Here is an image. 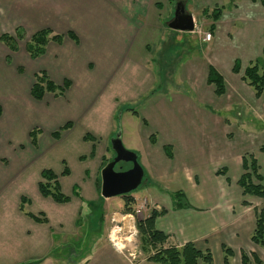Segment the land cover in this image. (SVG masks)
Wrapping results in <instances>:
<instances>
[{
  "label": "rangeland",
  "instance_id": "obj_1",
  "mask_svg": "<svg viewBox=\"0 0 264 264\" xmlns=\"http://www.w3.org/2000/svg\"><path fill=\"white\" fill-rule=\"evenodd\" d=\"M17 3L25 5L26 0H0V35L9 34L16 36L18 33L24 35L22 39H17L19 50L15 52L11 51L5 44L0 42V97H4L5 99H8L10 88L14 89L15 86L14 83H8L12 70L15 73L19 72V76L23 75L24 83L29 85V82H27L29 67L23 62L25 68L20 72V67L17 68V61L22 62L21 56L26 57L28 54L25 49V43L31 36L30 34L33 29L28 25L26 27L24 26L27 19L23 15H14L12 13ZM184 3L186 10L197 18L195 22L196 27L193 32H178V38L182 37V33H185L184 39L188 37L186 39L188 43H185V47L183 48H180V46L184 42L179 41V48L182 49L181 52L177 53L178 48L174 47L172 44L163 49L166 50V52L160 63V77L165 78L166 76H171L174 81L173 87L165 84V86L163 85V90L167 89L168 92H178V94H180L181 91L188 92V94H182L181 97L173 96L175 98H172L171 96L172 99L169 98L173 104H176L174 101H178V105H181L180 102L185 106L187 105L188 110L184 111L187 113L188 119L192 116L199 121L200 117H206L210 119V124L204 126L200 124L194 126L192 124L180 134L175 131L161 132L157 127V146L155 147V153L157 152V175L152 173V169L147 165V157L144 153L146 148L142 147L143 145H141V147L138 145L134 147V150L138 152L136 153L134 151L138 156V163H140L144 171V181L147 180L146 178L152 179L157 176V193L160 195L159 207L157 208L158 211L164 209L167 211L171 206L175 207L178 201L176 192H181V202L187 201L189 205L190 203L198 204L200 194H202L203 197L212 186L217 187L220 184L217 182V177L214 176L216 174L210 173L205 179H196V182L193 181L194 179L192 178L191 181L196 184V186H190V184L186 182L187 169H195L193 176L196 177L198 175L196 169L201 171L203 167L208 165L210 168L218 164L220 165V162L225 156H233L236 152L242 150V148H244V152H241V154L252 155L251 153H254V155L257 156L256 152H260L259 148L261 146L258 147V145L264 142V88L261 96L256 98L252 86L248 85V83L242 79L244 69L248 65H253L256 61L261 72L264 71L263 7L258 1L252 2L250 0H184ZM174 4L172 2L170 3L171 13L162 16L163 19H161V21L164 22L165 26L173 17ZM18 8L19 11H25V7L22 5H18ZM216 8L221 10L220 19L214 23V33L217 38L215 40L210 38L207 42L202 39L203 34L198 31L209 32V25L213 20L211 15H202V11L207 9L210 12ZM19 25L23 26L25 29ZM165 26L164 29H167ZM197 38L200 39V41H206V43H203L205 51L200 49V44L196 41ZM208 46L211 47L210 50L207 48ZM192 48H194V55H191L187 61H184L185 56H187L186 51H191ZM168 55H170L171 58L167 66L166 62H168V59H166V56ZM231 58L232 63H229V59ZM40 59L41 63H44L46 60L43 57ZM234 59L240 64L238 73L231 71ZM219 60H224L225 63ZM206 63H211L212 67L222 75L225 85L224 95L216 96L213 92V86H209L204 80V74L205 78L208 74V65ZM148 66H150V63H148ZM182 75L193 78L192 83L191 79H189V83L187 84L185 82L186 80H183ZM175 87L179 88V90H176ZM106 91L105 84L96 83L90 85L77 83L71 88L70 94L66 97L65 102H56L58 99L53 100L51 98L46 105L44 104L46 110L30 105L29 108L31 110L28 114L12 110L9 115L11 107L9 101L6 100V104L3 105V113L0 116V139L2 137L3 140L2 142L0 141V144H3V146H0V154L3 155L0 159V170L1 167L7 170L15 168L17 167L15 163L21 165L32 157L33 158L26 165H30V168L26 169L27 172H32L36 169L39 171L48 166L54 170L59 167L63 168L65 164L72 170L69 176L63 177L61 180L65 189L67 184L70 183V189H68L67 192V189H63L69 194L68 202L57 203L50 197H41L37 189H35V191L33 190L31 180L28 182L18 178L15 182V189L12 191V193L18 191L25 198H28L29 201L25 204V210L27 211V208L32 207L31 210L28 211L31 214L34 211L38 212L37 210L42 208L40 206H43V213L48 219L46 218L44 221H35L36 223L32 224V229L34 231L38 226L43 227L47 230L50 241L51 231H58V234L53 238V244L51 243L47 249L49 250V257L41 264H125V262L127 264H158L155 261L147 259L153 251L150 248H142L140 235L136 226L138 219L141 220L147 217L152 211L151 204L154 205L153 203L148 204L147 202L144 211L141 212L139 216L136 215V209L139 208L140 205L143 204V200H145L141 198L137 199L139 195H143V183L127 194L135 200L128 212H126L127 209L124 206L123 196L125 195L104 198L100 195V189L97 188V196L100 195V197H98L99 200H97L99 201L97 205L101 204L102 200L109 199L106 203L107 214L108 218H110L111 214H114L115 221L112 222V225H110L108 221L103 222V220L98 218L101 213L100 210L95 211L94 214L81 212L83 218L78 224L75 223L74 225V223H72V227H76V229L72 232L66 231L65 234H63V229L59 230V227L55 225L59 224L61 227L65 226L64 229L67 230V224L63 223L64 221L62 220L59 223L55 220V224L53 222L54 218L51 214L53 205L55 207L61 205L67 211L74 210V208L79 205L88 206L92 201L90 200L91 196L87 192L88 178H82L80 174V166L83 164L80 163L81 160H78V157L83 155L85 157L84 159L88 160L87 162L91 160L90 165L92 167H97V176L100 178L101 182L100 170L103 164L99 159V154L104 152L103 156L106 158H109V156L113 154L112 149H109V146H111V138L108 143L105 142L106 134L104 132L106 125L103 121L104 117L101 115V112H95L96 109L100 110L105 108L107 95H105L104 92ZM109 91L111 90L109 89L108 92ZM54 101L56 102L55 104H53ZM33 102L35 105H41L37 103H41L42 101L35 102L33 100ZM141 102L142 101L129 102L128 104L121 103L117 106V111L113 120L116 126L115 134L117 131L121 132V122L128 116L132 118L135 125H140V121L132 117L134 114L128 111L127 107L132 106L141 110L145 107L144 105H140ZM90 103L94 104L93 110L84 116L80 115V105L86 107ZM203 107L208 109L211 115L207 112H203L201 110L204 109ZM224 110L229 112L226 113ZM121 113L122 117H119ZM29 114L31 115L28 118L27 115ZM221 118L225 119L226 125L223 124L222 121L220 122ZM91 125L99 130V134H104V137H94L95 134L92 135L90 133L91 130L89 128ZM28 128L34 129L35 131V144L26 143L27 133L24 134L23 132ZM1 129H3L4 132H1ZM59 129L63 130L60 136L58 132L55 131ZM87 130L90 132H87ZM53 131L57 132V139L53 137ZM66 131H68L65 137L66 139L64 138V140H62L63 133ZM225 132L227 139L224 138ZM137 133H139L138 130ZM84 134L87 136L85 141L96 142V147L93 145L94 147L92 149L91 143L89 144L88 142H83V144L79 143L78 138ZM3 136H5V138H3ZM42 140H44V147L46 148L44 150L40 149ZM178 141H180L181 144H177ZM165 142L177 144L176 150L174 146L172 151L175 153L172 159H169V157L165 155V150L169 152V150H164L163 148ZM46 151H48V153H46ZM87 151L89 154H86ZM98 151L101 152L98 153ZM180 151L183 152L184 155L179 153ZM76 154L77 157L75 158ZM90 154H92L91 157L88 156ZM260 156L261 154H259V157ZM259 160L260 165L263 166L261 158ZM94 161L96 162L93 163ZM26 170L23 172H26ZM6 178L13 179V177ZM81 179H85L82 181L83 185L79 183ZM70 191L72 195H70ZM9 203H14V199H10ZM255 203V199H251V204ZM262 205H264V203ZM262 205H259L257 208H260ZM132 215L135 216V234L130 236L128 234L129 229H127L126 226L128 225L127 219ZM85 218H88V221ZM114 227H118L119 229H114ZM93 228H97L94 233H92ZM107 229L108 235L106 234ZM113 235H116V237L113 238ZM126 237L130 239L131 242H129ZM59 238H62L61 241L58 240ZM116 241L122 243V247L117 248L115 245ZM164 246L170 245L165 243ZM51 247L52 249H50ZM211 253L213 255L214 264H223V255L222 252L218 250L217 246L212 248ZM85 256H88L87 259H82ZM32 261L34 260L17 261V263L12 262L11 264H27L26 262L31 264ZM233 262L234 260L231 258V264H233ZM237 264H239L238 255Z\"/></svg>",
  "mask_w": 264,
  "mask_h": 264
},
{
  "label": "crops",
  "instance_id": "obj_2",
  "mask_svg": "<svg viewBox=\"0 0 264 264\" xmlns=\"http://www.w3.org/2000/svg\"><path fill=\"white\" fill-rule=\"evenodd\" d=\"M171 2L173 3L174 1L26 0L25 5L17 3L12 13L14 15H23L27 19L24 26L26 27L28 25L33 29L30 35L41 29H49L51 31V36H61V42L57 43L53 40H49L45 46L44 53L35 59H32L27 53L26 57L21 56L22 62L17 61V68L20 67L19 71L22 72L25 68L23 62L27 64L29 67L27 72V82H29V85L24 83L23 75L19 76V72L15 73L13 70L11 71L12 73H10L8 83H14L15 86L14 89L10 88L8 99L0 97L1 114L3 113V105L6 104V100H8L11 105L9 115L12 110L28 114L31 110L29 108L30 105L46 110L45 105L51 98L53 100L58 99L56 102H65L66 97L70 94L71 88L77 83L90 85L96 83L105 84L107 89V91L104 92V94L107 95L105 108L95 110V112H101V115L104 117L103 121L106 125L104 132L106 134L105 142L108 143L109 139L115 135L116 126L113 120L115 118L117 106L121 103L128 104L129 102L142 101L140 105H144L145 107L141 110L132 106L127 107V110L134 114L132 117L140 121V125H135L132 118L129 116L125 118V120H122V125H120L121 140L124 147L136 153L138 152L134 150V147L136 145L139 147L143 145L142 147L146 148L144 153L148 159H146L147 165L152 169V173L157 175V152L155 153L158 134L157 127L161 132L175 131L180 134L185 131L189 125L193 124L195 126L200 124L204 126L210 124V119L206 117H200L199 121L192 116L188 119L187 113L184 111L188 110V107L182 102H180L181 105L177 104L178 101H174L176 104L171 103L170 99L177 96L181 97L184 93L188 94L187 91H181V93L178 94V92H168L167 89L163 90L165 84L173 87L174 82L171 76H166L165 78L160 77V63L166 52V50L163 49L172 44L174 47L178 48L177 53H179L182 50L180 48L185 47V43H188L186 40L188 37L184 39L185 33H182V37L178 38V32L181 31L168 28L165 26L164 22L161 21V19H163L162 16L171 13ZM18 5L25 7V11H19ZM188 13L190 12L188 11ZM209 13L207 9L202 11V15H209ZM193 19L196 22L197 18H195V16H193ZM164 26L167 29H164ZM21 27L24 28L23 26ZM214 32L215 27L211 31V39L213 38L215 40L217 37ZM179 41L184 42L180 48ZM196 41L200 44V49L205 51L203 43H206V41H200L198 38ZM207 48L209 50L211 49L209 46ZM193 49L194 48H192L191 51H186L187 56H185L184 61H187L191 55H194ZM41 57L46 59L44 63H41ZM170 58V55L166 56V59H168V62H166L167 66L169 65ZM236 59H234V61ZM219 61L224 62V60ZM148 63H150V66H148ZM229 63H232V58L229 59ZM207 65L208 68L212 66L211 63ZM40 72H45L56 86H63V83L68 81L69 87L62 95L46 92L42 100H40L42 102L37 103L41 105H35L33 100L35 102L40 101L33 99L30 90L34 83L35 75ZM182 77L183 80H186L185 82L187 84L189 83V79H191V83L193 81V78H188L183 75ZM204 80L207 82V76L205 78V74ZM208 85L210 86L211 84ZM109 89L111 91L108 92ZM175 89L179 90V88L176 87ZM224 94L225 92L221 95H215L222 96ZM56 102L54 101L53 104ZM93 108V103H90L86 107L80 105L79 113L84 116L91 112ZM201 110L211 115L208 109L204 108ZM31 114L27 115V117L29 118ZM119 117H122V113ZM221 121L223 124H227L225 123V119L221 118L220 122ZM89 129L91 132L89 130H87V132H90L92 135L95 134L94 137H104V134H99V130L92 125ZM32 130L33 129L28 128L23 132L24 134L27 133L26 143L29 142L33 144L30 136ZM137 130L139 133H137ZM55 131L58 132L59 136L63 132L62 129ZM55 131H53V133ZM1 132H4V130L1 129ZM66 134H68V131L63 133L62 140H64ZM53 137L57 139V137ZM85 137L87 138L85 134L81 135L78 138L79 143L83 144V142H88L89 144L91 143L92 149L94 146L96 147V142L85 141ZM3 138H5V136H3ZM224 138L227 139L226 132ZM0 141H3L2 137ZM7 141L10 142L9 140ZM178 143L181 144L180 141H178L177 144ZM262 143L263 142H261L258 147ZM176 145L172 142H165L163 148L164 150L167 149L170 151L171 156H169L168 152L165 150V155H167L169 159L173 158L175 153L172 151L174 146L176 150ZM0 146H3V144H0ZM40 149H46L44 147V140L41 142ZM109 149H111V146H109ZM259 151L260 152H256L257 156L254 155V153L251 154L252 156L254 155L253 157L257 160L260 172H264V152L261 150ZM99 152L101 151H98V153ZM241 152H244V148L236 152L233 156H225L220 162V165H215L212 168L208 165L203 167L201 171L196 169L198 172L196 177L193 176L195 169H187L189 173L186 172V182L190 184V186H196V184L191 181L192 178L194 179L193 181L198 178L205 179L210 173L216 174L214 176L217 177V182L220 184L217 187L212 186L203 197L202 194H200L198 204L190 203L188 207L177 208L171 206L165 213L156 217L155 228L168 234L166 241L168 245L181 246L191 241L199 248L209 249L210 251H212L214 246H217L218 250L222 252V255V246L225 245L233 250V264H237V255L240 264L241 252H245L249 255L254 253L264 262V248L254 244L250 239L255 226V210L259 205L264 203V199L243 195L241 188L237 184L243 172L242 159L245 154H241ZM46 153H48V151H46ZM87 153L88 151L86 154ZM103 153L99 154V159L102 161V164L105 159L114 156L113 153L109 158H106L103 156ZM179 153L184 155L181 151ZM259 154H261L260 157ZM2 156L3 155L0 154V159ZM88 156L91 157L92 154ZM76 157L77 154L75 155V158ZM32 158L27 159L25 163L21 165L15 163L18 169L15 167L7 170L1 167L0 170V264H11L12 262L17 263V261L23 262L27 260H34L31 264L43 263L45 259L49 257V250L47 249L51 243L53 244L54 236L58 234L57 230H52L50 241L48 232L43 227L38 226L34 231L32 229V224L36 223V220L31 218L29 216L31 213L28 212L32 207L27 208V211L25 210V204L29 201L28 198L25 203L21 204V198L24 196L18 191L16 193H12V191L15 189V182L20 178L22 181L30 182L31 180L33 190L35 191V189H37L39 193L38 184L41 180L40 173L43 169H51L56 174L61 184V191L69 197V194L66 192L70 189V183L67 184L66 190L61 180L63 177L69 176L72 170L65 164L64 167H67L68 175L64 176L62 175L64 167L53 170L48 166L39 171L36 169L32 172H27L26 169L30 168V165H26ZM84 158L83 155L78 157V160H81L80 163L83 164L80 166V174L82 178H88L87 192L91 196L90 200L92 201L88 206L79 205L74 208V210L67 211L61 205H57V207L54 205L52 206L51 214L54 218V224L55 220L57 223L62 220L64 221L63 223L67 224V230L64 229L65 226L61 227L59 224L55 225L59 227V230H64L63 234H65L66 231L72 232L76 229V227H72V223H74V225L75 223L78 224L83 218V212L94 214L95 211L100 210L101 213L98 218L103 220V222L108 221L110 225H112V220L114 219V214H111L110 218H108L106 203L109 199H104L101 204L97 205L99 202L97 201L99 200L98 197H100V195L97 196L98 189L96 181L99 178L97 176V167H92L90 165L91 160L87 162L88 160ZM260 158L263 166L260 165ZM95 162L96 161L93 163ZM102 167L103 166H101V168ZM25 170L26 172H23ZM6 177H13V179H7ZM146 179L147 180L143 182V195H139L137 199H145L148 204L153 203L154 205L151 204L152 209L158 211L157 208L159 207L160 195L157 193V176L152 179ZM83 180L85 179H81V182L79 181L82 185ZM63 189H65L66 192ZM70 195H72L71 191ZM40 196L43 197L41 194ZM10 199H14V203H9ZM251 199H255L256 203L251 204ZM243 201L246 203L244 204ZM40 207H42V210H37L38 212L34 211L31 215L36 217L39 221H44L47 217H45L43 213V206ZM85 219L88 221V218ZM127 221V226H130L132 222L129 218ZM108 229L106 230L107 235ZM96 230L97 228H93L92 233ZM61 239L62 238H59L58 240L61 241ZM126 239L131 242L127 237ZM52 247L50 249H52ZM87 257L88 256H85L82 259H87ZM26 263L29 264V262ZM125 264L127 263L125 262Z\"/></svg>",
  "mask_w": 264,
  "mask_h": 264
},
{
  "label": "trees",
  "instance_id": "obj_3",
  "mask_svg": "<svg viewBox=\"0 0 264 264\" xmlns=\"http://www.w3.org/2000/svg\"><path fill=\"white\" fill-rule=\"evenodd\" d=\"M252 2H259L264 9V0H250ZM221 10L216 8L210 11L209 15L212 16L213 23L210 24L209 30L212 31L215 27L214 23L219 19ZM24 35L18 33L16 36L9 34H1L0 42L5 44L11 51L18 50L17 39H22ZM49 40H53L57 43L61 42L60 35H52L49 29H41L33 33L25 43V49L32 59L41 56L45 51V46ZM240 64L237 60L234 61L232 71L238 73ZM260 70V71H259ZM242 79L245 80L248 85L252 86L255 91V96L260 97L264 88V71L258 66L257 61L253 65H248L244 69ZM207 83L211 84L214 89V93L221 95L225 92L224 79L212 66H209L207 72ZM69 87L68 81L63 83V86H56L47 76L45 72H40L35 75L34 83L31 87L30 94L33 99L42 100L46 92H51L56 95H62L64 91ZM0 106V115H1ZM135 113V112H134ZM34 129L30 132L31 141L36 143L34 137ZM57 137V132L53 133ZM86 138V137H85ZM261 151L264 152V142L261 144ZM168 155L171 156L170 151ZM112 158L105 159L103 166ZM243 172L240 175L237 184L242 190L243 195L255 196L257 198L264 199V172H260L257 160L252 156L245 154L242 159ZM223 173V172H222ZM62 175H68L67 167H64ZM41 180L38 184L39 193L43 197H50L57 203L68 202L69 197L61 191V184L56 174L51 169H43L40 173ZM97 188L100 189V178L97 179ZM181 192H176L178 201L175 207H188L190 206L187 201L181 202ZM124 206L128 212L131 209V205L134 204V198L130 195L123 196ZM27 198H21V204L25 203ZM245 204L246 202L243 201ZM164 210L156 211L152 209L151 213L143 218L139 219L136 223L138 233L143 249H151L153 253L147 257L151 261H155L158 264H214L213 255L209 249H201L193 242H186L181 246H164L168 234L157 230L155 228V219L157 216L165 213ZM36 221H39L33 215H29ZM251 241L264 248V205L255 210V226L250 237ZM223 250V264H231V258L233 257V250L225 245L222 246ZM28 264V263H27ZM240 264H264V262L254 253L250 255L241 252Z\"/></svg>",
  "mask_w": 264,
  "mask_h": 264
},
{
  "label": "water",
  "instance_id": "obj_4",
  "mask_svg": "<svg viewBox=\"0 0 264 264\" xmlns=\"http://www.w3.org/2000/svg\"><path fill=\"white\" fill-rule=\"evenodd\" d=\"M166 26L193 32L194 19L186 10L184 0L175 1L173 17ZM110 144L114 156L100 170V195L104 198L127 195L144 182V171L138 163V156L134 151L124 147L120 131L111 138Z\"/></svg>",
  "mask_w": 264,
  "mask_h": 264
},
{
  "label": "built area",
  "instance_id": "obj_5",
  "mask_svg": "<svg viewBox=\"0 0 264 264\" xmlns=\"http://www.w3.org/2000/svg\"><path fill=\"white\" fill-rule=\"evenodd\" d=\"M199 33L203 34V40H209L211 35L209 32H202V31H198ZM147 206V201L146 200H143V204L140 205L139 208L136 209V215L139 216V214L141 212L144 211V208ZM130 221L132 222L131 225H130V229H129V235L131 236L132 234H135V230H134V222H135V216H130L129 217ZM115 219L112 220V222H114ZM119 229L118 227H114V229ZM116 232V230H115ZM113 242V241H112Z\"/></svg>",
  "mask_w": 264,
  "mask_h": 264
},
{
  "label": "bare ground",
  "instance_id": "obj_6",
  "mask_svg": "<svg viewBox=\"0 0 264 264\" xmlns=\"http://www.w3.org/2000/svg\"><path fill=\"white\" fill-rule=\"evenodd\" d=\"M199 28H200V27H199ZM201 30H202V28H201ZM196 31H197V30H196ZM127 229H130V226H127ZM116 233H117V232H116ZM115 237H116V235H113V238H115ZM115 245H116L117 248L122 247V243H119L118 241H116Z\"/></svg>",
  "mask_w": 264,
  "mask_h": 264
},
{
  "label": "flooded vegetation",
  "instance_id": "obj_7",
  "mask_svg": "<svg viewBox=\"0 0 264 264\" xmlns=\"http://www.w3.org/2000/svg\"><path fill=\"white\" fill-rule=\"evenodd\" d=\"M176 0H174L173 4L175 3Z\"/></svg>",
  "mask_w": 264,
  "mask_h": 264
}]
</instances>
